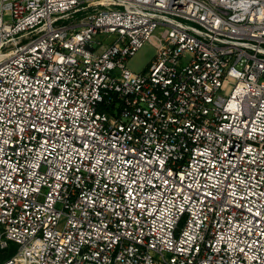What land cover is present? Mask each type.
Returning <instances> with one entry per match:
<instances>
[{"label": "built area", "instance_id": "1", "mask_svg": "<svg viewBox=\"0 0 264 264\" xmlns=\"http://www.w3.org/2000/svg\"><path fill=\"white\" fill-rule=\"evenodd\" d=\"M7 248L0 264H264V0H0Z\"/></svg>", "mask_w": 264, "mask_h": 264}, {"label": "rangeland", "instance_id": "2", "mask_svg": "<svg viewBox=\"0 0 264 264\" xmlns=\"http://www.w3.org/2000/svg\"><path fill=\"white\" fill-rule=\"evenodd\" d=\"M155 53V48L149 41L144 42L126 61L125 66L134 72H140L146 68ZM10 252V249L0 251V262Z\"/></svg>", "mask_w": 264, "mask_h": 264}, {"label": "trees", "instance_id": "3", "mask_svg": "<svg viewBox=\"0 0 264 264\" xmlns=\"http://www.w3.org/2000/svg\"><path fill=\"white\" fill-rule=\"evenodd\" d=\"M8 249H9V248H8ZM2 251H3V250H2ZM11 253H12V251H11V248H10V252L4 257V259H5L6 257L10 256Z\"/></svg>", "mask_w": 264, "mask_h": 264}]
</instances>
